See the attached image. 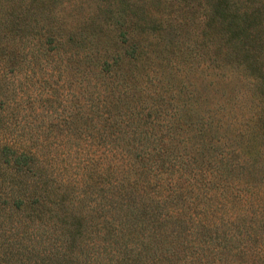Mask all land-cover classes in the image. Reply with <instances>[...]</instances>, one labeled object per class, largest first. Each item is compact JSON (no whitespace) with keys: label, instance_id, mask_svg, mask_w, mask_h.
<instances>
[{"label":"trees","instance_id":"1","mask_svg":"<svg viewBox=\"0 0 264 264\" xmlns=\"http://www.w3.org/2000/svg\"><path fill=\"white\" fill-rule=\"evenodd\" d=\"M198 2L205 14L204 53L189 51L195 67L190 65L187 74L194 86L202 81L203 88L212 87L215 110L207 111L219 112L220 118L211 122L213 115L207 117L199 140L188 138L195 140L186 154L177 155L175 145L171 150L164 139L170 138L167 127L148 135L137 126L131 132L137 144L131 138L119 144V135L105 133L90 169L72 162L74 151L81 154L91 143L82 129L65 132L61 152L47 149L50 157L44 158L38 155L44 147L29 148L22 136L0 128V183L9 185L8 192L0 193V264H90L80 255L92 254L93 240L105 247L108 242L114 264H164V256L176 258L192 249L182 241L190 232L201 239L195 245L200 263L208 255L222 260L236 254L264 264V0ZM132 30L135 35L127 30L119 45L128 59H136L137 39L145 37ZM56 45L57 52L64 51L62 43ZM124 60L118 55L115 64ZM103 86L106 96L99 101L107 107ZM237 110L249 111L250 118ZM115 114L117 121L121 115ZM95 116L101 115L81 118L100 122ZM72 170L83 180L81 189L89 184L103 193L95 200L99 216L94 220L59 210L64 204L59 194L76 184ZM101 187L113 192L105 194ZM51 232L52 247L44 249L41 238Z\"/></svg>","mask_w":264,"mask_h":264},{"label":"rangeland","instance_id":"2","mask_svg":"<svg viewBox=\"0 0 264 264\" xmlns=\"http://www.w3.org/2000/svg\"><path fill=\"white\" fill-rule=\"evenodd\" d=\"M204 16L198 0H0V128L10 136H22L29 148L44 147L38 152L44 158L50 157L47 149L57 148L54 155L59 153L64 135L82 129L91 143L81 154L74 151L72 162L89 169V160L97 159L96 143L102 144L100 135L112 132L121 137L119 144L128 143L129 138L137 144L131 134L137 126L148 135L167 127L170 138L164 139L170 141L171 150L175 145L177 155L191 152L207 117L213 115L211 122H215L219 114L207 111L216 95L212 87L203 88L202 81L194 86L187 74L190 65L195 67L189 51L204 53ZM132 29L145 34L137 39L141 41L136 59H128V52L119 48L124 32L135 35ZM56 43H62L64 51L57 52ZM118 55L125 60L115 64ZM109 68L111 72H105ZM88 81L91 84L85 88ZM103 82L109 95L107 107L99 101L106 96ZM115 112L121 115L117 121L113 120ZM94 113L101 115L95 116L100 122L81 118L94 117ZM236 113L250 118L249 111ZM191 137L195 139L189 140ZM76 173L70 172L74 188L59 194L64 203L59 210H73L94 220L99 216L94 213L95 200L103 193L89 184L81 189L83 180ZM164 177L171 178L169 173ZM101 188L105 194L113 192ZM8 190L9 185L1 182L0 193ZM52 236V232L43 234L44 249L52 247ZM182 241L192 249L179 252L176 258L164 256L162 263L256 264L252 256L236 254L222 260L208 255L200 263L195 245L201 239L190 232ZM91 244L95 246L90 249L92 254L80 255L81 259H90V264H114L108 242L106 247L95 240Z\"/></svg>","mask_w":264,"mask_h":264}]
</instances>
